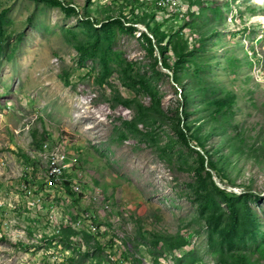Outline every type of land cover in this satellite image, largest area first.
Listing matches in <instances>:
<instances>
[{
	"label": "rangeland",
	"instance_id": "374dc122",
	"mask_svg": "<svg viewBox=\"0 0 264 264\" xmlns=\"http://www.w3.org/2000/svg\"><path fill=\"white\" fill-rule=\"evenodd\" d=\"M139 1L0 0V264H264V0Z\"/></svg>",
	"mask_w": 264,
	"mask_h": 264
},
{
	"label": "built area",
	"instance_id": "2783aa9c",
	"mask_svg": "<svg viewBox=\"0 0 264 264\" xmlns=\"http://www.w3.org/2000/svg\"><path fill=\"white\" fill-rule=\"evenodd\" d=\"M154 3L156 4V9H163V11H169V8L164 5L163 0H155ZM179 9L187 10V4L184 0H178ZM56 151H62L61 149H51L49 142H45L42 144V146L39 149L32 148L28 152V154H32L34 152H45L46 153H53V158H56ZM65 160L66 155L64 153V159L62 160V167H50V161L49 164H43L40 167H37L36 170H43V179L38 182V186L44 185L45 191L48 187L51 188H58L61 187L66 182V176H65ZM26 197L27 201H34V213L35 215L40 214L42 217L43 213V199H37L36 197H32L28 191H26ZM6 209L5 204H0V210ZM47 222L50 224L52 222L51 220H48V217L45 219V224Z\"/></svg>",
	"mask_w": 264,
	"mask_h": 264
},
{
	"label": "trees",
	"instance_id": "16d2710c",
	"mask_svg": "<svg viewBox=\"0 0 264 264\" xmlns=\"http://www.w3.org/2000/svg\"><path fill=\"white\" fill-rule=\"evenodd\" d=\"M128 1H130V0H128ZM134 3L135 4H132V10H131V13L130 14H134L135 12H140V13H142V7L144 6V2H140L139 0H134ZM64 4H66V1H64ZM146 4V3H145ZM137 6V7H136ZM152 6L156 9V4L154 3V2H152ZM187 10H185V11H183V12H186ZM178 14L179 13H174L171 17H169V18H164L165 19V21L164 22H169L170 20H171V18H172V20H173V22L175 21V19L177 20V18L179 17L178 16ZM187 14L189 15V11L187 12ZM147 16V18H149V20L147 21V23H146V25H145V27L148 29V30H150V31H152V32H154V33H156L158 36L157 37H155L157 40H159V37H162V36H165V35H163L161 32H162V30H161V25L159 24V25H157L156 23H155V14L153 13V12H151L149 15H145V14H143L141 17L139 16L138 17V19H143V18H145ZM171 20V21H172ZM170 21V22H171ZM181 21V20H180ZM152 24H154L156 27H157V32H156V30H152L151 29V25ZM181 26H182V24L181 23H178L175 27H174V32L172 33V34H174L172 37H168L169 38V43L172 41H175L176 42V44H177V46L179 47V49H183L184 48V45H185V41L182 39V30H180V28H181ZM163 28V27H162ZM164 32V31H163ZM159 34H161V35H159ZM171 34V35H172ZM35 144L36 145H38V143L37 142H35ZM212 170H214V168H212ZM208 176L211 178V175H210V173H208Z\"/></svg>",
	"mask_w": 264,
	"mask_h": 264
},
{
	"label": "bare ground",
	"instance_id": "6f19581e",
	"mask_svg": "<svg viewBox=\"0 0 264 264\" xmlns=\"http://www.w3.org/2000/svg\"><path fill=\"white\" fill-rule=\"evenodd\" d=\"M155 0H152V2H154ZM163 3L164 5H166L167 7L170 6V7H173L175 8L176 12L177 13H180L182 12L181 9H179V4H178V0H163ZM187 7H188V2L187 4H185ZM163 10V9H162ZM188 10V9H187ZM50 167H62V165H59L57 163H55L54 159H51L50 161ZM26 191H28V193L32 196L33 194V191H32V188L29 187V186H25L24 187V194H25V197H26Z\"/></svg>",
	"mask_w": 264,
	"mask_h": 264
}]
</instances>
